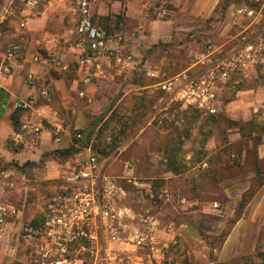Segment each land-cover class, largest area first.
I'll list each match as a JSON object with an SVG mask.
<instances>
[{"label": "crops", "instance_id": "obj_1", "mask_svg": "<svg viewBox=\"0 0 264 264\" xmlns=\"http://www.w3.org/2000/svg\"><path fill=\"white\" fill-rule=\"evenodd\" d=\"M252 1L165 0L169 15L160 20L148 14L145 0H99L94 8L93 21L99 27L107 29L113 20L120 18L124 22L127 37L125 51L133 53L138 58L139 65L127 71L108 66L105 77L96 79L91 85L83 84L84 74L79 70L78 64H73L66 45L62 46L61 40L56 45L57 53L62 55L67 64L57 69L47 62L48 56L52 55V49L45 47L41 33L52 25L59 30L63 28V15L57 17L56 14L67 11L64 5H42L34 11L27 10L23 4L20 9L15 6L16 15L19 14L21 18L20 24L25 22V28H18L20 24L17 25L15 21L7 25L6 43L19 46L20 51L19 57L10 64L11 74L0 73V169L10 163L14 167L18 163L22 167L27 166L26 169L37 171L41 170L39 168L43 162L44 170L39 173V184L55 180L66 165L70 166L69 160L72 157L79 161L87 157L92 132L95 130L97 133L98 130L106 128L120 132L119 139L118 135L114 137L120 144L118 151L121 155L135 156V159H126L118 164L121 172L125 170L124 166L128 162L134 166L133 176L138 173V167H143L140 166L143 163L141 159L132 151L137 148L141 152L138 153L139 157H151L154 173L165 170L168 180L177 178L174 164H170L192 142L199 141L197 135H200L204 123H201V119L192 122V113H206L181 103L173 94L162 92L158 83L184 72L192 75L204 73L205 67L197 63V58L202 55L207 44L216 45L220 50V57H225L231 48L241 44L245 35L259 31L260 28L252 27L248 20L235 14L237 8L250 5ZM4 3L5 0H0V8ZM76 29L73 31L75 37ZM39 53L45 59L41 63H35L33 58ZM4 54L5 52H0V72ZM147 69L159 73L161 79L149 78L146 75ZM30 75H36L40 81L29 83ZM46 87L50 90L49 96L43 95ZM81 91L86 92L85 98L79 96ZM231 91L236 96L226 101L225 97ZM217 94L223 101L219 114L246 126L257 121L264 127V70H254L243 78L235 76L229 82L220 81ZM31 96L38 99L34 110L14 109L15 102ZM16 112L17 124L30 121L42 129V135L29 136L22 144L12 143L11 138L16 132L12 116ZM51 123L58 124L63 129L58 144L52 140ZM91 125L94 127L89 135V144L82 143L84 147H80L82 156L78 157L76 154L67 161L56 157L54 153L57 150L72 147L75 137L81 132L84 133ZM259 137L262 139L260 138L256 148L252 144L256 154L255 163L264 160V133ZM115 138L113 141L116 143ZM257 139L254 136L251 142ZM247 152L245 149L242 155L245 157ZM193 153L188 151V160ZM52 157L54 158L51 159ZM197 166L206 167L207 164L204 162ZM194 170L196 167L192 169ZM144 184L151 193V186H148L150 183ZM252 187V181L243 180L230 185L227 195L242 201ZM217 205L219 204H214L215 211H219ZM251 215L252 213L250 219L256 218ZM157 221L160 223L158 241L160 248H166V253L181 240L185 226H181V229L173 227L168 231L166 226L169 224L159 216ZM243 223H238L227 238L220 260L227 261L240 254L239 247L235 249V253L229 252L232 251L234 240ZM21 224V220H14L0 235L3 242L0 246V264H17L16 261L32 264V251L29 253L23 240L19 239ZM137 264H142V258Z\"/></svg>", "mask_w": 264, "mask_h": 264}, {"label": "built area", "instance_id": "obj_2", "mask_svg": "<svg viewBox=\"0 0 264 264\" xmlns=\"http://www.w3.org/2000/svg\"><path fill=\"white\" fill-rule=\"evenodd\" d=\"M27 10L34 11L53 0H6L0 12V21L14 10L16 2ZM99 0H76L72 16L77 20L75 47L78 50L79 70L84 74L83 84L91 85L96 79L105 77L106 68L122 71L135 69L138 58L125 51L127 40L124 22L120 19L104 29L93 21L94 8ZM148 14L157 19L169 15L165 0H145ZM235 14L248 20L252 27L260 28L242 38L241 45L220 57L219 48L209 43L197 58L205 67L204 73L192 75L184 72L175 77L159 81L158 88L173 94L183 104L204 111L207 115L220 113L223 101L217 94L220 81L229 82L233 77L243 78L254 70L264 69V0H253L250 5L237 8ZM25 28V22L20 25ZM60 43L58 36L46 34L44 44L53 47ZM20 47L13 45L3 57L2 75L11 74V62L19 57ZM39 53L35 63L44 61ZM49 64L57 65V58H48ZM111 67V68H112ZM149 78L161 79L156 71L147 69ZM29 83H36V75L28 77ZM50 90H43L49 96ZM79 96L86 97L81 91ZM38 99L34 96L14 104L15 110H34ZM62 127L51 123L54 143H60ZM41 136L42 129L30 121L24 122L13 134L11 142L22 144L29 136ZM89 154L75 166H67L60 176L51 180L37 194L31 205L38 210L36 217L25 221L24 211L12 204L0 201V230L14 220H21L20 235L32 251V264H137L139 251L148 253L151 262L164 264L165 249L160 248L157 237L160 223L152 208H143L142 198L147 186L133 175L114 176L107 172L109 158ZM131 163L126 168H133ZM13 171H3L0 183L12 187ZM21 181L29 183L26 173ZM29 203V202H28ZM218 207V205H217ZM24 220H23V219ZM34 219L37 223L33 224ZM172 225H167L169 231ZM3 231V230H2Z\"/></svg>", "mask_w": 264, "mask_h": 264}, {"label": "rangeland", "instance_id": "obj_3", "mask_svg": "<svg viewBox=\"0 0 264 264\" xmlns=\"http://www.w3.org/2000/svg\"><path fill=\"white\" fill-rule=\"evenodd\" d=\"M75 2L76 0H53L45 4L44 7H57L58 4H63L67 11L64 14H56L57 17L63 15L64 26L62 29L53 28L52 25L41 34L43 37L46 34L58 36L62 42L61 45H66V51L72 58L73 64L77 66L79 54L75 47L76 37L73 32L76 29L77 21L72 16V8ZM3 6L4 4L0 8V12ZM15 6L20 9L22 3L18 1ZM15 15L16 8L14 7V10L7 13L4 19L0 21V52H6L13 46L6 43V31L8 30L7 25L11 24L12 21H15L17 25L20 24V15H16L17 18ZM20 25L18 28L23 29ZM261 32L260 29L258 33L261 34ZM237 47L239 44L231 49ZM47 48L52 49V55L48 58H57L59 61L57 65H51L57 69L65 67L67 62L62 55L57 53L58 47ZM235 96V92L231 91L225 100L230 101ZM199 119H201V123L204 122L200 135H197V139L200 138L199 141L192 142L190 147L187 146L184 153L177 154L174 163L170 164L172 166L174 164L177 178L168 180L165 170L154 173L152 171V164L154 163L151 157L149 155L139 157L138 153L141 152L138 151L140 150L137 148L135 151L132 150L133 154L136 153L138 159L143 162L140 165L143 167H138L137 178H140L143 183H150L148 186H151L152 189L151 193L147 189L144 191L143 208H152L157 216L161 217L165 223L172 224L175 229H181V226H185L181 240L165 253L164 264H261L255 255L259 237L262 234L264 236V186L257 187V183L260 182L264 185V160L255 163V148L252 147L254 141L251 142L254 133L256 136L260 134L259 123L256 121L245 128L242 125H236L234 121L223 114L212 117V115L192 113V122L195 123ZM119 133L118 130L114 133V136L118 135V139L121 135ZM115 139L117 140V138ZM118 143L117 140L114 151L108 156L107 172L114 176L135 175L134 167L126 168L124 166L123 172L118 169V164L122 161L135 159V156L121 155L118 151L120 148ZM245 149L248 152L244 157L242 151ZM190 150L194 152V155L188 160L186 155ZM82 153L81 150L76 156H82ZM69 162L71 163L70 166H75L79 160L72 157ZM204 162L207 164L206 167L197 166ZM15 165L13 167L10 163L0 169V174L3 171H14L15 173L11 179L12 187L0 183V201L23 209L26 204L31 205L40 190L45 187V185L39 184L41 183L39 173L42 169L44 170V165L42 162L39 168L41 170L37 171L26 169L27 166L25 168L18 163ZM257 165L261 168L262 176L260 177H257L256 174ZM194 167L196 170L192 171ZM13 168L15 170H11ZM21 173H26L29 176V183L24 184L21 181ZM247 179L252 181L255 193L252 196H247L245 203L243 202L244 197L241 199L242 201L229 198L227 195L228 187ZM49 182L45 181L44 184ZM41 186L43 187L41 188ZM215 203L219 204L217 207L219 211H215ZM37 210L33 205L27 206L24 211L25 221L29 222L36 217ZM251 213L252 218L256 217L253 220L250 219ZM240 222H244L242 229L234 240L232 251L229 252L233 254L235 249L239 247L240 254L227 261L220 260L224 243ZM5 229L6 227L2 229L3 231L0 230V235L4 233ZM19 236L20 241H22L20 233ZM2 244L3 242L0 240V246ZM23 244L30 253L31 249L25 241ZM261 248L264 250V242ZM138 256L142 258V264H156L150 261L148 253L145 251H139ZM28 260L30 262V259ZM16 262L22 264V262Z\"/></svg>", "mask_w": 264, "mask_h": 264}, {"label": "trees", "instance_id": "obj_4", "mask_svg": "<svg viewBox=\"0 0 264 264\" xmlns=\"http://www.w3.org/2000/svg\"><path fill=\"white\" fill-rule=\"evenodd\" d=\"M117 19H120V18H117ZM115 20H113L114 22ZM113 22H111L110 24H112ZM110 26L107 27V29L109 28ZM17 111H22L21 109L17 110ZM23 111H28V110H23ZM213 117V116H212ZM12 119H13V122H14V125L16 126V131L19 129L20 127V124L18 123L17 124V112L12 116ZM236 125H242L243 127H247L246 125L244 124H241L239 122H235ZM253 123H251L252 125ZM261 128V131L259 132L260 134H258L256 136V134L254 136H256V138H258L257 140H254V145H255V148L257 146V143L260 142V140L262 139L261 137H259V135L263 134L264 133V127H262L260 124H258ZM249 126V125H248ZM83 132L79 133L76 137H75V144L66 149V150H57L54 154L56 155V157L64 160V161H67L69 160L72 156L78 154L80 152V147H84V145L82 144L81 142V135H82ZM115 133V130H112V131H109L108 129L106 128H102L100 130H98L97 133H95V130L92 132V134L90 135V147L92 148V150H94V152L98 153V154H102L104 156H109L115 149L114 145H115V142L113 141V137H114V134ZM252 135V134H251ZM252 137V136H250ZM261 138V139H260ZM25 167V166H24ZM22 169V168H21ZM23 170V169H22ZM262 176V172H261V168H259V165H257V177H260ZM50 183V182H49ZM51 184V183H50ZM45 185V187L47 186V184H43V186ZM41 186V188L43 187ZM263 186V183H257V187H261ZM44 187V188H45ZM43 188V189H44ZM254 187H252L251 191L248 193V195L244 196V200L243 202L245 203L247 200V196H252L254 193H255V188L253 189ZM42 189V190H43ZM40 190V189H39ZM40 190V191H42ZM37 221L36 219H34L33 221V224H36ZM263 242H264V236L263 234L259 237V240H258V246H257V250H256V257L257 259L260 261L261 264H264V250L261 248V246L263 245Z\"/></svg>", "mask_w": 264, "mask_h": 264}, {"label": "water", "instance_id": "obj_5", "mask_svg": "<svg viewBox=\"0 0 264 264\" xmlns=\"http://www.w3.org/2000/svg\"><path fill=\"white\" fill-rule=\"evenodd\" d=\"M6 103H7V101L5 102V106H6ZM4 106V107H5ZM93 125H91L84 133H83V135L81 136V141H82V143H84V144H86V145H88L89 144V135H90V133H91V131H92V129H93Z\"/></svg>", "mask_w": 264, "mask_h": 264}]
</instances>
